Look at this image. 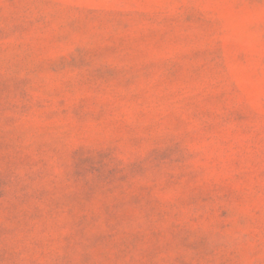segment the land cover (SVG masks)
<instances>
[{
    "label": "rangeland",
    "instance_id": "1",
    "mask_svg": "<svg viewBox=\"0 0 264 264\" xmlns=\"http://www.w3.org/2000/svg\"><path fill=\"white\" fill-rule=\"evenodd\" d=\"M0 264H264V0H0Z\"/></svg>",
    "mask_w": 264,
    "mask_h": 264
}]
</instances>
